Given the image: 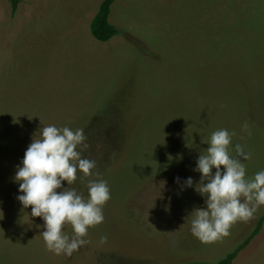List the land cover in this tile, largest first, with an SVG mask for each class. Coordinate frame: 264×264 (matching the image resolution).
Instances as JSON below:
<instances>
[{
    "label": "rangeland",
    "instance_id": "374dc122",
    "mask_svg": "<svg viewBox=\"0 0 264 264\" xmlns=\"http://www.w3.org/2000/svg\"><path fill=\"white\" fill-rule=\"evenodd\" d=\"M103 1L21 0L13 14L0 0V264H216L264 205L202 243L190 230L205 207L194 169L227 129L231 154L236 144L252 154L247 176L264 170V0H116L120 33L108 42L89 25ZM48 125L83 129L82 158L96 162L99 176L78 172L69 187L86 197L88 180L103 179L111 191L103 223L71 256L47 249L42 218L17 200V166ZM233 264H264V225Z\"/></svg>",
    "mask_w": 264,
    "mask_h": 264
},
{
    "label": "clouds",
    "instance_id": "9594fccd",
    "mask_svg": "<svg viewBox=\"0 0 264 264\" xmlns=\"http://www.w3.org/2000/svg\"><path fill=\"white\" fill-rule=\"evenodd\" d=\"M39 133L17 166L14 181L22 193L17 200L24 208L31 206L32 217L42 218L45 230L40 235L47 249L56 255L71 256L88 243L85 237L89 228L103 223V207L111 199V191L103 179L88 180L86 197L69 187L77 180L78 172L84 177L99 176L93 171L96 162L82 158V151L89 147L83 129L48 125ZM241 133L252 135L247 121ZM235 135L227 129L212 132L205 142L206 152L196 162L194 171L201 178L195 189L204 198L205 207L191 213L194 218L190 230L202 243L229 236L233 224L249 220L264 205V170L247 176L245 161L251 160L252 154L240 144L235 145V156L231 154ZM176 183H181L180 177ZM193 183L191 177L187 178L181 190L193 187ZM65 225H71V235L64 231ZM106 240L102 237L101 243Z\"/></svg>",
    "mask_w": 264,
    "mask_h": 264
},
{
    "label": "trees",
    "instance_id": "16d2710c",
    "mask_svg": "<svg viewBox=\"0 0 264 264\" xmlns=\"http://www.w3.org/2000/svg\"><path fill=\"white\" fill-rule=\"evenodd\" d=\"M12 5V13L15 14L20 6L21 0H10ZM116 0H104L101 4L100 10L92 21V33L93 35L102 42H108L114 36L120 33L119 29L116 28L110 22V16L112 12V6ZM264 225V215L259 220L255 230L248 237V239L241 244L236 250L229 253L224 259L220 260L216 264H233L236 258L239 256L240 252L249 244V242L257 236ZM202 264V263H194ZM205 264V263H204Z\"/></svg>",
    "mask_w": 264,
    "mask_h": 264
},
{
    "label": "crops",
    "instance_id": "0c3cea01",
    "mask_svg": "<svg viewBox=\"0 0 264 264\" xmlns=\"http://www.w3.org/2000/svg\"><path fill=\"white\" fill-rule=\"evenodd\" d=\"M83 1L85 2L86 0H77V2H75V5L73 4L71 8H74V7L78 6V5L81 4ZM71 8H70V9H71ZM84 11H85V10H83V12H84ZM83 12H80L79 15H81ZM98 12H99V11H97V13H98ZM96 15H97V14H96ZM96 15H95V16H96ZM95 16H94V18H95ZM94 18H93V19H94ZM93 19H92V21H93ZM92 21H91L90 24H89V25H90L91 32H92V28H91ZM87 30L89 31V26H88ZM87 30L85 31L86 38L89 37V36L87 35ZM64 31H65V30H64ZM92 35H93V33H92ZM93 36H94V35H93ZM94 37H95V36H94ZM95 38H96V37H95ZM96 39H97V38H96ZM97 40H98V39H97ZM99 41H100V40H99Z\"/></svg>",
    "mask_w": 264,
    "mask_h": 264
}]
</instances>
